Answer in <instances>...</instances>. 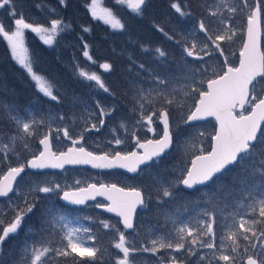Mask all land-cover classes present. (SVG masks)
Returning a JSON list of instances; mask_svg holds the SVG:
<instances>
[{"label":"snow or ice","instance_id":"obj_1","mask_svg":"<svg viewBox=\"0 0 264 264\" xmlns=\"http://www.w3.org/2000/svg\"><path fill=\"white\" fill-rule=\"evenodd\" d=\"M116 2L121 5L126 4L138 16H142L143 9L147 5V0H116ZM59 3L63 5L66 0H59ZM242 3L243 8L240 10L248 9L247 39L240 50L238 67L228 66L223 75L205 80L204 75L209 68L203 63L200 67H194L185 61L176 66L175 72H169L165 67L162 73L155 69L148 71L143 63L138 65L139 69L148 71L149 86L145 88L136 80L130 82V88L133 91L131 111L133 113L139 111L140 120H137L136 123L140 124L141 121H146L149 131H153L151 127L153 117L158 114L163 124V136L160 139L148 140L146 143L135 139L136 147L142 149V152L131 151L122 154L120 151H116L115 155H111V153L96 155L87 151L83 146L77 147L84 139L82 134L79 138H72L67 128L57 129L58 132L63 133L64 139L71 140L72 147L57 155L52 150L50 135L44 134L38 141L43 150L38 154L33 153L32 158L28 159L26 163L9 166L7 172L0 178V197H9V193L16 191L14 182H17L18 177L23 179L22 174L26 168H63L65 164H91L93 168H121L130 173L142 170L140 166H144V170H150L152 163L157 162L173 144L171 112L183 113L184 108L189 106L188 100L192 98L193 94L198 93L199 98L195 102L194 110H190L186 119L181 116V123L187 125L192 121L214 116L219 128L212 136L211 151L204 154L201 149V154L196 155L191 161V166L184 170L185 175L182 179L172 182L159 174L154 176L150 187L154 188L158 194V204L181 199L182 194L179 193L178 185L192 189L195 185L211 183L216 179L217 174H221L222 171L233 165L239 166V171L233 176L232 184L219 183L214 189L202 194V200L207 207L201 210L200 215L207 219H198L197 227L182 223L172 230L167 239L157 237L150 240L151 247L141 244L139 248L127 239L125 232L118 231L119 239L113 243V247L122 253V257L117 256L115 264H134L131 259L133 253L143 251L150 252L155 256L161 249H171L176 253L183 250L187 253L183 259L172 256L168 264H186V261L192 257H198L200 262L207 261V264H220V262L239 264L238 256L242 254L237 252L241 246L237 240L238 234L243 241L247 242L243 246V255H246L245 264H264V127L261 126V122L264 121V52L260 50L261 14L264 12V0H256L254 7L248 3V0H242ZM221 5L227 8L228 20H231V14L236 13L238 8L226 3V0H219L215 10H212L211 6L205 5L207 14L217 17ZM98 6L99 0H92L88 6L94 19H102L113 29L123 30L125 28V24L106 8L102 10L103 15L98 16ZM171 7L181 17L192 15L178 3H172ZM0 9H8L9 17L14 19V30L6 29V26L0 23V37L10 47L12 58L28 72L38 90L45 97L52 101H58V96L53 92L55 85L34 71L33 62L29 59L28 50L24 46L25 30L40 33L43 42L51 45L53 34L64 31L71 25H64L61 20H52L50 29L34 26L25 21L22 13L17 12L15 0H0ZM197 27L199 33H202L207 41H211V46L204 41H199L200 46H198L195 38L196 29H192L185 34L186 42L183 51L186 56L202 62L205 57L211 58L216 52H219L220 56H225V50L220 42H231L233 36L236 35V32L228 26V21L219 19L217 24L214 21L206 22L201 17L197 22ZM157 29L164 33L168 39H173V36L164 32L162 27L157 26ZM83 31L88 32L89 29L84 28ZM189 39L192 41L190 46L187 43ZM84 48V55L91 60L92 57L87 51L88 45L85 44ZM155 53L157 60L167 56V53L159 47L155 49ZM133 63L135 62L133 61ZM224 63L228 64L227 57H225ZM100 68L108 72L112 70V65L103 63ZM78 75L88 81H94L105 93L112 94L109 87L95 72L89 73L80 69ZM204 83L207 85L206 90L200 87ZM158 101L163 105L160 108L156 107ZM238 106L241 111L234 114ZM96 107L99 109V117H101L99 126H104L103 117L112 115L114 109L106 111L99 101H96ZM249 107L251 111L246 115L245 112ZM5 118L14 130L10 135L0 132V137H3V140H0V165L9 164L13 156L19 160L26 151H30L41 130L40 126L44 123L43 119H37L31 111L25 110L21 114L15 103L0 100V119ZM60 119L63 120L64 117L61 116ZM120 127H124V124H121ZM91 130L99 131L100 127L93 123L90 128L84 129L85 132ZM132 135L135 138L134 132ZM199 135L203 136L204 133L200 132ZM60 138V136L56 137L57 140ZM194 139L195 137H190L185 142L186 152L196 149V144L193 143ZM109 143L121 145L124 141L116 138ZM76 184L79 185L80 181H76ZM40 193L45 194V198L59 195L61 200L72 205H83L85 201L95 199L97 195L105 196L110 203L108 205L97 203L95 206L119 216L125 229L135 228L133 214L136 212L137 206L145 209L148 207V201L137 188L126 190L114 183L100 184L99 186L91 183L87 187H77L75 190L65 191L59 183L37 179L27 184V191L23 196L17 192L19 202L14 205L15 216L0 231V246L12 234L17 233L23 225L24 218L34 212L41 201V197L38 195ZM163 198H167V200ZM245 202H247V211L239 215V219L236 218L233 211H227L233 206L244 207ZM158 211H160L159 208ZM2 213L3 210L0 209V214ZM165 214L173 224L176 223V218L171 213L166 212ZM218 216H222L225 221H228L227 236H221L220 239L226 238L232 242L230 254L226 253V246L223 244L218 246L215 243L217 233L214 225L218 222ZM61 221H65V223L61 224ZM3 223V219H0V224ZM69 223L66 221L63 209L51 202L44 204L41 210V227L37 232L40 239L33 240L31 244H25L23 255L20 256L18 264H69L68 258H71V264H81L85 259L88 264H95L101 258V249L89 245L80 235L81 232L89 233L90 230L69 227ZM101 224L105 229L115 227L108 221H101ZM234 225L237 227L234 228ZM58 227L60 231L57 230ZM29 231L31 232L32 229ZM57 236L59 239L56 238ZM204 237L208 239H203ZM87 240L94 241L95 237L89 234ZM53 243H55V247L52 246ZM197 246L211 250L212 255L200 254L195 250Z\"/></svg>","mask_w":264,"mask_h":264},{"label":"trees","instance_id":"obj_2","mask_svg":"<svg viewBox=\"0 0 264 264\" xmlns=\"http://www.w3.org/2000/svg\"><path fill=\"white\" fill-rule=\"evenodd\" d=\"M81 1H86L87 3L88 0H68L69 5L66 10H61L57 13V19L61 20L64 25H71V27L65 28L62 39L51 46L41 42L31 30H25L24 46L28 50L29 59L33 62L34 71L55 85L53 92L58 96V101H52L38 90L36 83L28 72L12 58L9 47L2 37H0V100L15 103L19 107L21 114L25 110H29L36 115L37 119H43L44 123L40 126L39 134L49 131L50 126L51 136L56 134L63 135L57 129L67 128L70 136L76 138L85 133L84 129L86 127L90 128L91 124L95 123L100 127L97 133L101 137L99 142L106 144L104 141L110 137L113 131L119 133L122 129L119 125H116L117 118H120L122 124L128 119L135 118L136 120L138 117L139 111L135 113L131 111L133 107V91L130 88V82L136 80L138 84L147 88L149 86L148 71L155 69L157 72L162 73L166 67L169 72H175L180 56L173 48V45L175 46L174 42L181 40L182 35L192 29H196V35L204 37L198 31L197 22L201 17L208 22L210 16L207 14L205 5L211 6V9L215 10L219 0H147L142 16L133 13L127 5L122 7V10H118L115 7L116 0H106L109 7L115 12L116 18L125 24L123 30L108 28L99 19L92 21L85 8L87 6H84ZM174 2L180 4L185 11L191 12L192 15L184 16L182 22H176L175 12L171 7ZM248 2L253 4L254 0H248ZM46 3L54 4V0H48V2L47 0H15L16 9L20 10H26V7L43 9L46 7ZM226 3L238 8L236 13L231 14L232 18L240 19L241 21L238 26V33L232 39V42H236L243 34V26L248 9L241 11L240 9L243 8V5H239L241 2L232 3L231 0H226ZM185 5L188 7L185 8ZM221 7L218 12L220 17L228 18L229 14L222 13L228 12L227 8L223 5ZM50 9L54 10L53 7H50ZM157 26L162 27L164 32L173 36V39H168L164 33L158 31ZM84 28H88L89 31L84 32ZM85 44L88 45L87 51L89 56L92 57L91 60L84 55ZM208 44L211 46L210 41H208ZM158 47L167 53L166 58L157 60L155 49ZM215 55L219 56V52H216ZM103 63H110L112 70L106 72L100 68ZM141 63L145 65L148 71L139 69L138 65ZM196 67L199 66L196 65ZM80 69L89 73L95 72L99 75L112 94L96 88L95 86L99 87L96 83L94 84L91 81L80 78L78 75ZM193 97H195L194 94L192 99ZM96 101H99L106 111L114 109L112 115L103 117L105 120L104 126H99L101 117H99ZM162 106L159 101L156 103L157 108ZM61 116L64 117L63 120L60 119ZM181 116L184 119L187 116L184 110L183 113L178 111L171 112L170 120L174 136V147L164 160L165 162L163 161L161 164L163 178L172 182L181 178L182 170L187 167L191 156L195 155L196 152L200 153L201 149H203V152L208 149V144L207 146L202 144L196 145L195 150L186 152L185 148L180 149L179 146L185 143L188 138L203 130L206 132V140H204L207 142L215 128L212 121H206L204 124L196 126H186L181 123ZM114 125H116L115 130H113ZM202 125L204 128H202ZM13 130V126L6 118L0 119V132H6L10 135ZM0 140H3V137H0ZM84 142L90 146L89 142ZM37 143L38 140L34 144V149L38 148ZM101 144H97V146H101ZM31 156L29 151H26L19 160L13 156L9 164L0 165V175L9 166H17L18 162L25 163ZM73 171H80L78 173L80 175L83 173L79 169H74ZM238 171L239 166L234 165L222 175L216 177L209 185L191 192L183 191L178 185L179 193L182 194V198L176 200L177 206L180 205V202L182 204V206H178L179 210L185 213V209L189 211V208L196 206V203L203 204L206 207L202 200V194L214 189L219 183L232 184L233 176ZM45 175L50 176L51 174ZM26 176L41 179L39 174L30 173L26 174ZM116 176L119 178L118 175ZM152 180L151 178H140L138 180L144 189V193L148 194L146 198L148 207L143 209L145 212H139L134 229V232H136L140 224L144 222V219L147 225L154 224L160 228L161 231L157 235L151 233L150 236H140L139 244L143 243L148 246H150V239H155L157 236L167 239L173 230L170 224L165 223L167 218L161 212L163 208H166L163 204H158V194L154 188L150 187ZM25 192L20 195L23 196ZM38 195L41 197V201L34 212L26 216L22 227L18 229L17 233L12 234L0 246V264H18L20 256L23 255L25 244H31L33 240L40 239L37 232L41 227V210L44 204L51 202L63 209L66 221L77 218L75 209L63 207L57 202L58 195L51 198H45V194L42 193ZM13 196L14 194L9 198ZM160 196L162 197V193ZM15 198L18 197L16 196ZM7 199L1 202H5ZM9 203L7 201L4 203V212L0 214V219L4 221L3 224H0V231L15 216L14 208L10 207ZM246 204L247 202H245V206ZM158 208L160 211H158ZM229 210L231 208L227 209V211ZM82 211H85L90 219L99 218L96 221V228L100 232L95 230V224L90 220H81V222L90 230L89 233L95 238L101 239L102 243L104 242V237L110 238L111 230L120 231L116 220L95 211L94 207H87ZM101 221H108L115 227L102 230ZM60 223L63 224L64 221ZM30 229H32L31 232L29 231ZM57 230L60 231L59 227ZM56 238L59 239V236ZM107 244L108 241L105 242V246ZM52 246L55 247V243ZM135 254L143 257L147 256L142 251ZM132 260L134 263L137 262L134 257ZM68 261L71 264V258H68ZM81 264H88V261L85 259ZM95 264L104 263L99 259ZM109 264L115 263L113 261Z\"/></svg>","mask_w":264,"mask_h":264},{"label":"rangeland","instance_id":"obj_3","mask_svg":"<svg viewBox=\"0 0 264 264\" xmlns=\"http://www.w3.org/2000/svg\"><path fill=\"white\" fill-rule=\"evenodd\" d=\"M57 1L59 3V0H57ZM231 1H232V3L241 2V4H239V5H241V6L243 5L242 0H240V1L231 0ZM81 2L84 4V6H87L85 8H86V10L88 12V15L91 17L92 21H95V20L99 19V18L94 19L92 17L91 12L89 11V7L88 6L92 3V0H88L87 3H86V1H81ZM58 3L54 4V10L50 9L49 7H44L43 9H39V8L33 9L31 7H26V10H20V9L18 10L17 9V12L23 14L26 22L31 23L34 26L38 25V26H43V27H46V28L50 29L51 28V21L52 20H59V19H57V13L60 12L61 10H65L63 8L64 4L62 5V4L59 3L60 4L59 5ZM221 8H223V7H221ZM103 9H104V7L102 6V3L99 0V6L97 8L98 16L99 15H103V12H102ZM56 10H58V11L56 12ZM174 12H175V10H174ZM222 13L229 14L228 12H222ZM174 15H175L176 22H178V23L182 22L183 17H181L176 12H175ZM262 18H263L262 28H263V31H264V12H262ZM219 19L227 20L228 21V26L232 30H234L236 32V35H237L238 30H239L238 26L241 23L240 19L232 18L231 20H228V18L220 17L219 13H218L217 17H211V16L209 17V21H214L216 23H218ZM99 20L102 23H105L102 19H99ZM0 23H2L4 26H6V29L10 28L11 30H14V28H15L14 19L9 17L8 9H0ZM105 26H107L108 28H112L110 24H106L105 23ZM221 27H223V26H221ZM63 32L64 31L58 32L56 34H53V43H55V42L59 41L60 39H62ZM35 34L41 40V42H43V40L41 39V34L40 33H35ZM185 34L186 33H184L182 35L181 40H178L179 43H177V41H176V42H174L175 46L173 45V48L175 49V51L180 56V58L178 60V64H183L185 61H187L188 65L194 66V67H196V65H198L200 67L202 63L206 64V66L209 68V70L207 72H205V75H204V79L205 80H207L209 78H215V76H217V75H219L220 73L223 72V69L226 67V65L224 63L225 57H227V61H228L227 65L235 64V60H236L235 55H237V51L240 49V42H241L242 35L239 37V39L236 42H232V41L231 42H226V41L225 42H221V46L225 50V56H220V55L216 56L215 54H213L211 56V58L205 57L204 61L202 62V61L196 60V59H194L192 57H187L186 53H184L183 46H184V44L186 42L185 41ZM44 35H47V34H44ZM201 35H203V34H201ZM235 36H233V38ZM195 38H196V40L198 42V46H200L199 45V41H204V42L208 43V41L206 40L205 37H202V36L199 37L198 35H196ZM191 42H192L191 39H189L187 41L189 46H190ZM51 45H48V46H51ZM9 50H10V47H9ZM262 50L264 52V32L262 34ZM10 53H11V50H10ZM80 78H82V77H80ZM82 79H84V78H82ZM86 81H88V80H86ZM91 82H93L95 84L94 81H91ZM204 86H205V83L203 85H200V87L203 88V89H204ZM95 87L99 88L97 86H95ZM194 96H195V94H194ZM194 101H195L194 97H193V99L191 98V99L188 100V105L189 106L184 108V111L186 112L187 115L190 113V110H192L191 104H193ZM145 114L147 115L148 113H145ZM137 116L138 117L136 118V120H135V118H131V119H128V121H126L125 123H122V124H124V127H120L122 129H121V131L119 133L113 131V133L110 135V137L107 138L104 141L108 145V147H104L106 144H101L99 142L100 138H101V137H99L97 135V133L99 131L91 130L89 132H85L83 134L84 141L91 142V143H93L96 146H97V144H101V146L104 147L103 150H102L103 152L112 154L116 150L120 151V152H126L127 151V145H129V143H135V139H141V141H146V140H150V139L151 140H156L157 138H159L161 129L156 124L157 116L153 117V122H152V125H151V127L153 128V131H149L148 130L149 125H148V123L146 121H141L140 124H137L136 121L140 120V114L138 113ZM116 125H119V126L121 125L120 118H117ZM116 125H114L113 130L116 129ZM202 128H204L203 125H202ZM133 132L135 133V138L132 135ZM200 132H203L204 135L200 136L199 135ZM200 132H197L195 135L191 136V137H195V139L193 140V143L203 144L204 139L206 140V132L204 130L200 131ZM44 134L45 133L39 134V136L36 138L35 142H33L32 148L29 151L30 155H33V153H35V154L38 153L39 149L38 148L34 149V144ZM57 136H60L61 138L59 140H57L56 139ZM78 137H80V135ZM208 137H209V135H208ZM116 138L122 139L124 141V143H122L121 145H115V143H109V141H114V139H116ZM52 144H53L54 150L59 152V151H63L66 147L70 146L71 140L64 139L63 135L56 134V135L52 136ZM184 145H185V143L181 144L179 146V148L180 149L185 148ZM19 163H23V162H18V164ZM79 172L80 171H65L62 174L55 172L56 174H51L50 176H47V175H45L43 173V174H39V176H41L40 180H48V181H51L52 183H59L62 186L63 190H65V191L75 190L77 187H84L83 185L85 183H87V182H95L96 183V182L103 181V180H105V181H113V182H116L117 183L116 185H118V186H121L123 188H128V185L123 180V178L120 177V179H119L117 176H115V174H112L111 179L108 180L110 175L109 174H105L103 172H102V174L98 173V172L81 173V175L78 174ZM27 178H28V182L26 183V179L24 178L19 183V187L16 188V191L14 192V196L12 198H9V199L6 200L7 202H10L9 206L11 205L12 208H14V205L17 202H19L18 198H15L17 196V192L22 194L23 192H25L27 190L26 185L29 182H34L35 180L39 179L38 177L36 179L35 178H29V177H27ZM76 181H80V184L77 185ZM20 185H22L21 189H20ZM58 196H57V198H58ZM54 199H56V198H54ZM6 201L5 202L4 201L3 202L0 201V209H3V212H4V203H6ZM178 206H182L181 202H180V205H178ZM196 206H194L192 208L193 212H196V211L198 212V213H195L196 216H195L194 219L196 221L198 219H201V218L207 219V217H203L202 215H200V213H201L200 210L202 209L203 205L200 204V203H196ZM206 207H207V205H206ZM229 211H233L236 214V218L239 219V215L244 214L247 211V208H246V206L245 207L233 206V208H231V210H229ZM75 215L77 216L76 219L68 221V222H70L69 225H68L69 227H79V228L83 229V228H86V226H85L84 223L81 222V220H90L91 222H93L95 224L94 225L95 230L97 232H100L99 229L96 228V221L99 220L98 217H96L94 219H90V218H88L87 213L85 211L78 212ZM173 216L176 218V223L174 224L175 227L180 225V224H182V223H187L191 227H197V225L191 224L189 221L186 220L187 217H191L189 214L176 213ZM246 218L251 219L252 217H246ZM64 223H65V221H64ZM227 223H228V221H225L222 216H219L217 224L214 225V228L216 229V233H217L215 243L218 246L221 245V244L226 246L225 247V251H226V253L230 254L231 253L232 242L227 240L226 238L224 240L220 239L221 236H224V237L227 236V228H226ZM5 226H7V225H5ZM233 227L236 228L237 226L234 225ZM102 230H107V229H105L103 227ZM119 230L123 231L120 227H119ZM160 231H161L160 228L157 227L154 224L153 225H147V223H146V221L144 219V222L140 224V227L137 229L136 232H132V233L125 232V233H126L127 239L129 241H132L135 245L140 246L141 244H143V243L139 244V241L141 240L140 236H145V237L146 236H150L151 233H154V235H157L158 232H160ZM89 234L90 233H83V232L80 233L81 237L89 245H94L95 247L101 249V258L100 259L102 260V262L104 264H109V263H112L113 261L115 263V258L117 256H121L122 257V253H120L118 249H115L113 247V243L115 241H118V239H119L118 231L115 232V231L111 230L110 231V238L104 237L103 238L104 239L103 243H102L101 239H97V238H95L94 241H88L87 240V236ZM188 239H190V238H188ZM203 239H208V238L204 237ZM237 240H238L239 244L241 245L237 249V252L242 254V255L238 256V261H239V264H243V260H244V258H246V255H243V253H244V247L243 246L247 242L243 241L242 237L239 234L237 235ZM107 241H108V244L105 246V242H107ZM257 243H258V241H257ZM143 245H145L146 247H151V244H150V246H148L147 244H143ZM162 250H164L166 252H162V253L158 252L155 256L152 253H150V252H143L142 251L143 253L147 254L146 257L140 256V255H136L135 253H133L131 259L134 257L135 261H137L134 264H159L160 262H168L169 259L172 256L180 257L181 259H183L184 257L187 256V253L184 252L183 250L181 252H179V253L173 252L171 249H162ZM195 250L198 251L200 254H204L206 256H211L212 255L211 250H209L207 248H203V247L197 246ZM251 251H255V250H251ZM217 254H218V250H217ZM241 256H243V257H241ZM186 263L187 264H207V261L200 262V261H198V257H192V258H189L186 261ZM220 264H223V262H220Z\"/></svg>","mask_w":264,"mask_h":264},{"label":"water","instance_id":"obj_4","mask_svg":"<svg viewBox=\"0 0 264 264\" xmlns=\"http://www.w3.org/2000/svg\"><path fill=\"white\" fill-rule=\"evenodd\" d=\"M260 38H261V35H260ZM247 39V20H246V30H245V35H244V40H243V44H244V42H245V40ZM243 44H242V46H241V49L243 48ZM260 50H261V48H260ZM238 56H239V60H240V52L238 53ZM238 66H239V62H238ZM237 66V67H238ZM227 71V68H226V70H225V72ZM223 75V74H222ZM206 89H207V85H206ZM198 98H199V96H198ZM198 98H197V100H198ZM194 110V109H193ZM237 110L238 111H241V109L239 108V106L237 107ZM206 120H213L214 122H215V124H216V130L219 128V124H218V122L216 121V119H215V117L214 116H208V117H205L203 120H198V121H192V122H190L188 125H192V124H196V123H201V122H204V121H206ZM263 122L264 121H262L261 122V126H262V124H263ZM158 124L162 127V131H163V124L161 123V121H160V119L158 120ZM216 133V132H215ZM47 134H49V133H47ZM162 136H163V132H162V134H161ZM161 136V137H162ZM141 143H144V142H141ZM146 143V142H145ZM212 143H213V141H211V146H212ZM41 146V145H40ZM70 147H72V146H70ZM171 147V146H170ZM41 149H42V146H41ZM170 149V148H169ZM168 149V150H169ZM43 150V149H42ZM68 150V148L66 149V151ZM168 150H166V152L168 151ZM65 151V152H66ZM132 151H137V152H142L143 150L142 149H138L136 146H135V148L132 150ZM211 151V148H210V150H209V152ZM59 155V154H58ZM96 155H101V154H96ZM163 155V154H162ZM195 158V157H194ZM193 158V159H194ZM192 161V160H191ZM190 166H191V164H190ZM230 167V166H229ZM65 168H84V169H88V170H90V171H93V172H99V171H110V170H120V171H124V172H127V174H130V172H128L126 169H121V168H111V169H102V168H93L92 166H91V164H65L64 166H63V168H45V169H29V168H26L25 170H28V171H32V172H44V171H49V172H52V171H54V172H60V171H62L63 169H65ZM126 170V171H125ZM7 172V171H6ZM5 172V173H6ZM223 172V171H222ZM4 173V174H5ZM132 174H134V173H132ZM217 175H219V174H217ZM2 178V177H1ZM19 178V177H18ZM17 178V179H18ZM15 183L16 182H14V185H15ZM206 184H208V183H206ZM99 186V185H98ZM185 190H192V189H194V188H197V187H200V186H203V185H195L192 189H186L183 185H181ZM87 187V186H86ZM11 193H9V195H10ZM60 195H62V193L60 194ZM3 198H6V197H0V199H3ZM59 199V201L62 203V204H64V205H66V206H68V207H75V208H78V207H84L87 203H92V202H94V201H96L97 199H102L106 204L105 205H108L109 203H110V201H108L107 199H106V197L105 196H101V195H97L96 197H95V199H92V200H87V201H85V204H83V205H72V204H68V203H66L65 201H63V200H61L60 198H58ZM139 206H137V208H138ZM97 210H99L100 212H104L106 215H108V216H110V217H116V218H118L119 219V223H120V226L123 228V230L125 231V232H131L132 231V229H125L124 228V226H123V224H122V222H121V218L119 217V216H117L115 213H110V212H107L105 209H103V208H97ZM137 211V210H136ZM135 214H136V212L133 214V222H134V219H135ZM245 261H246V259L244 260V264H245ZM161 264H168V263H164V262H162Z\"/></svg>","mask_w":264,"mask_h":264},{"label":"flooded vegetation","instance_id":"obj_5","mask_svg":"<svg viewBox=\"0 0 264 264\" xmlns=\"http://www.w3.org/2000/svg\"><path fill=\"white\" fill-rule=\"evenodd\" d=\"M139 140L141 141V139H139ZM135 145H136V143H129V145H127V151L126 152H123V154H126V153L132 151L133 148L135 147ZM98 203H100V202L98 201Z\"/></svg>","mask_w":264,"mask_h":264},{"label":"bare ground","instance_id":"obj_6","mask_svg":"<svg viewBox=\"0 0 264 264\" xmlns=\"http://www.w3.org/2000/svg\"><path fill=\"white\" fill-rule=\"evenodd\" d=\"M104 144V143H103Z\"/></svg>","mask_w":264,"mask_h":264}]
</instances>
